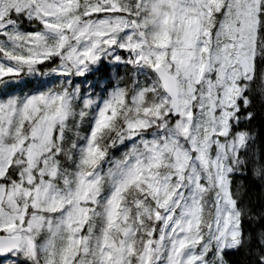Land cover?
Here are the masks:
<instances>
[{"label": "snow or ice", "instance_id": "snow-or-ice-1", "mask_svg": "<svg viewBox=\"0 0 264 264\" xmlns=\"http://www.w3.org/2000/svg\"><path fill=\"white\" fill-rule=\"evenodd\" d=\"M0 264H264V0H0Z\"/></svg>", "mask_w": 264, "mask_h": 264}]
</instances>
